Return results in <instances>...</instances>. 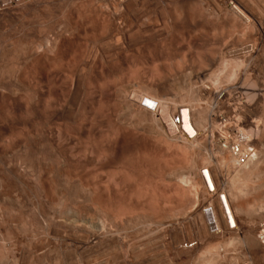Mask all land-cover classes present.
<instances>
[{
	"label": "bare ground",
	"instance_id": "6f19581e",
	"mask_svg": "<svg viewBox=\"0 0 264 264\" xmlns=\"http://www.w3.org/2000/svg\"><path fill=\"white\" fill-rule=\"evenodd\" d=\"M114 1L110 4L108 3L109 1H106L109 6L106 7L107 9L104 12L100 10L101 14H95L94 16L86 15L84 17H81V19H76L73 22L74 27L79 34L77 37H73L75 39L71 41L74 44H79V46L77 45L78 47L75 46L72 49V54L74 56L71 57L69 61L67 60V58H65L66 56H61L60 58L63 59L59 61H56V59H54L55 62H58L61 67H66L67 69L69 85L64 88V92L66 93V95H68V97L69 95L72 97V95L80 96L82 94L86 96L89 95V98H91L92 96L93 99L96 96L100 104L102 102H105V105L107 104L109 105V107H111L108 112L106 111V113L110 114L108 115L110 118L105 115L104 109L106 108V106H103V104H101L102 108L99 106V112L97 109H95L97 111H94V109L90 107L91 105L87 108H90V112L87 111L85 107H82L85 108L84 111H86L87 113L89 112L92 117H96L99 114L100 118H102L101 116L104 113V116L109 118L108 120L111 121V117L115 116L117 119L113 118L112 121H115L117 124L120 122V126L124 128L123 130L125 131V133L126 130H130V128H132L133 133L135 130V133L147 136L148 138L152 137V139L159 142L160 140H164L165 143H168V145L177 148V150L174 149V151H171L173 147H168V149V145L165 147L166 151L168 150V154L169 152H171L170 157L173 162H176L177 159L179 161L180 159V163H177H179V166L180 164L183 165V168L181 167L182 173L180 167H178L180 174L178 173V169L175 168L176 166L174 167V169H171V165L168 164V167L166 163L170 162L165 163L166 159L163 158L164 156H160L161 159H164L163 161H161V164L162 162L165 164H163L162 167L155 158L158 155H155V157L149 159V161H151V165L148 164L150 165L149 168L152 165L155 166L157 163L161 168H163L162 171H165V176L167 177L166 179L163 178L164 180H161L163 182L168 181L170 183V186H172L173 184V187L169 188L170 190H172L170 192L174 191V194L171 193L172 196H170L171 194L169 195L170 192L168 187L165 188H168V191H166L164 188V191H162L163 189H161L160 186H169V183H162V185L160 184L161 180L160 183L157 180L159 185L156 183V186H154L153 183V187H149L151 188V190L149 188V190L146 189L144 187L145 184L143 182V177L140 173H138V171L136 174L134 170H131L132 167L131 169H127L128 165L126 167L122 166L119 160L116 161L117 158L115 159L111 157V154H109V149L112 145L108 144L110 141L105 140L106 135L108 137L110 130H112L109 137L114 139L113 142H118L117 140L120 138V136H118L121 131L118 129L120 128L119 124V127L117 126L118 128L116 127L115 129L111 128L110 125L111 123L115 124V122H111L110 124L108 122V127L109 125L110 127H105L106 131L111 128L108 131V134L105 135L104 133L105 137H103L101 141H108L107 145L104 142V144L102 143L101 145H94V142H91L92 145H89L85 149L77 151L75 150L76 148H73L74 145H76L74 144L72 147H67L71 149V152L68 157H65L60 152L64 149L62 148V146L56 144V147L57 145L60 147L56 148L55 145H49L47 143L48 146L46 148L49 149V152L52 151V154L53 152L59 153V156H57L58 154L54 153L56 154L55 159H57V162H61L60 160H62L63 158L69 163L71 171L69 173L70 177H68L71 179V184L80 187L87 196L86 207L80 208L81 210H84V208H86L87 211L89 210V215L91 216H89L88 218V216L86 217L87 214L85 215V217L88 219L83 218L86 219V223L84 222L85 225L83 224V221L81 223L83 228L82 226H78L80 224H73L82 228V230H80L77 227V230L79 229V233L81 231L80 234H71V232L73 231H70V234H65L62 233L63 231L61 230V232H59L58 230H53L52 228L54 226L52 228L48 226L46 232H42L43 234L46 233V238L44 239L45 241L43 240L44 237H42V239H39V241L42 240L40 241V243H36L35 240H33L35 238L31 240L30 238L26 237V235L22 236L26 238H20L19 236L20 239H22L23 241L25 240V244L26 242H29L28 244L30 247H27L29 249L31 248L30 254L32 256L27 254V257L32 258H30V261H32L34 258L38 259L41 256L43 258H54L55 263L52 260L51 264H74L72 262L76 259L78 261V258L74 259V256H70L72 259H74L70 260V257L67 258L68 255H66L65 257L63 252H65L66 250H69L68 252H70V249L73 247L78 248L79 246H84L86 247V249L92 248L91 250H95L94 252L97 251V249L95 248H98L100 250L97 251L95 255L91 251L93 254H91L90 252L89 254L91 255H89V257L87 256V258L84 253H81L83 251L80 247L81 249L78 250H81V252H79L82 254V256L84 255L87 258H85L86 260H84L82 264H152L151 262L153 261V257H150L151 253H159L160 258L169 259V257L174 256L179 251L188 250V248L186 249L185 247V249L179 250V247L181 245H193L192 243H194L195 240L193 239V235L187 236L188 233L187 235H185L188 225L185 226L184 223H187L186 221L189 222V220L187 219L190 218L191 220L193 219L192 222L194 224V227L196 228V233L198 234V238L200 239V241L203 239V237L205 238L208 237L209 234L211 235V231L212 234L218 235V232L221 233L224 231H229L232 228L236 229L235 232L237 234L240 233L239 236H241L236 237L237 234L235 233L236 235L234 236L236 238L234 239V242L229 246L215 248L214 245V248L212 247L210 249L208 247L206 249V252L204 251V255L200 257L199 264H223V261L225 260H229L230 264H264V0H186L184 2L176 0V2H174L176 4H174L175 8L169 15H167L166 12L165 14L151 13L150 8H148V0H125L126 2L120 0V2ZM32 2V0H0V18L2 19V16L4 17V15L7 13V11L4 10L6 9V7L15 11V9H18V7L20 6L31 7ZM98 3L101 4V2ZM146 8L148 10H146ZM142 9L145 10L142 11ZM1 10H4V12L6 13H2ZM22 11H24V9ZM137 12L138 14H135ZM158 13H160V11ZM8 14L10 15V13ZM8 14H6V16ZM64 24L65 23H63V25ZM70 24L67 25L66 28L74 29L72 27L73 25L71 26ZM55 25V27H57L58 24ZM60 27H62V25H60ZM54 29L55 28L51 30L53 31ZM76 30H74V32H76ZM59 34L61 33L59 32ZM66 35L68 36L69 34ZM60 37L62 38V36H59V39H61ZM50 47L51 46H49V49L46 50H50ZM36 49L37 52H39V48ZM36 49L33 50V52L29 51L28 49L27 52L35 53L34 51H36ZM32 57L34 58V56ZM72 58H75V61ZM71 60L74 62H71ZM35 61H37L36 58ZM163 61L165 62L161 63ZM29 62L31 63V61H28L26 63ZM38 62H40V60ZM44 63L42 64V66L46 67V64ZM158 63H161V65H159ZM48 64H50V62ZM19 65L22 66L21 64ZM31 65L35 64L31 63ZM24 67L28 68L27 64L26 66H23V69H25ZM46 68H50V66L48 67L47 65ZM51 69L53 70V67H51ZM9 70L11 71L12 69ZM28 71L30 72L31 70H27V76L28 74H30ZM17 73L20 74L21 71H18ZM22 73V75L24 76L25 73L23 71ZM2 75L0 74V76ZM16 75L15 77L18 78L19 75ZM3 77L4 76H2L1 79ZM15 77L12 76L13 79H15ZM24 77H22V79ZM46 77L48 78V76ZM136 79H139V81H137ZM19 83L17 82V84ZM0 87H2L1 83ZM167 87L168 89L170 88L171 91L168 90ZM5 88L6 87L3 86L4 90H6ZM3 89L1 88V90ZM174 91L175 93L179 92L180 95H178L179 93L177 95H169L170 92L172 93ZM73 99H75V97ZM86 99L82 100L85 102ZM69 100L68 102L72 101V99L71 101ZM82 100L81 102H83ZM88 101L86 103H89ZM68 102L66 104L63 103V105L66 106ZM72 103L73 102H71L70 104ZM74 104L76 107L77 104L75 102ZM67 106L65 107V109L68 108ZM81 106L83 105L81 104ZM49 107L50 105H48L47 103L41 106V108L37 112L39 120L44 122V119H47L49 117H47V115L50 114L47 111L49 110ZM109 107L107 109H109ZM71 108L73 109V107ZM71 108L68 111L70 113L72 111ZM75 110L73 111L74 113L76 112ZM1 111L3 112L2 109ZM1 114L4 113H0V117ZM32 114H34V112ZM7 116V118H11L12 120V117H9L8 114ZM29 116L30 115H27L26 117ZM26 117L23 118L26 119ZM31 117L33 118V116ZM95 119L97 118H94V120ZM103 119L97 120L100 122V120ZM14 120L15 119H13V121ZM91 120L89 121L91 124H89L90 131L91 128L93 130L96 126H92ZM94 120H92L93 123H95ZM3 121L4 118L2 122ZM87 121L88 120L86 118L85 121H81L82 123L79 122L81 124V132L83 127L82 124L86 125ZM11 123L13 122L11 121ZM5 124L7 123H3V127H5ZM114 124L112 125L113 127L117 125ZM98 127L97 130L99 128H103V126L99 128ZM99 131L102 132L101 129L97 132L99 133ZM103 132H105V130ZM12 134V137L9 136L11 138V141L13 139V136H15ZM60 134L61 133H59L58 135L60 136ZM62 134L64 135V133ZM63 135L59 138H62ZM115 139L117 140L115 141ZM74 140L77 141V138ZM94 140L95 143H100V135L98 137L99 141L95 139V137ZM13 141L11 143H0V161H2L1 163L6 164V167H4V169L6 168V170H8L10 176L17 175L15 177H17L18 180H23L21 185L25 184L26 188L33 187L34 185H36V187L38 188H41L42 192L44 193L43 198L47 203H49L51 200L50 194L48 192V188L43 182V178L41 175L42 172H39L41 171L39 170V167L41 168V164L38 165L39 161L37 162V160L35 159H39L38 157L40 156H38V154L41 155V151H38V146L34 145V141H32V143L34 144H27L28 142L26 144L24 142L23 144V142L16 143ZM86 141L87 140H85L83 144ZM90 141L88 142V144H90ZM161 143L156 144L161 145ZM77 144L79 146V142ZM153 145L155 146V143ZM82 146L80 145V147ZM113 147L114 146H112V149ZM161 148L162 146L160 147V149ZM156 150H158V148ZM179 150L182 152L181 155ZM142 152H144V150ZM157 152L156 154H158ZM52 154L50 156H53ZM60 154L62 155V157L60 156ZM164 155H166V153H164ZM181 156L183 157V159L180 158ZM43 157L45 156H42V158ZM170 157L169 159L166 157L168 159L167 161L171 160ZM12 158L15 162L12 161ZM145 158H148V156H146ZM157 159H159V156ZM20 160L22 164H25L27 162L24 167L22 166V164H19ZM23 161H25V163H23ZM133 161L134 160H132V162ZM142 163L144 165V162ZM145 163L146 164L144 166H146L148 162L146 161ZM3 164H0L1 167L3 166ZM158 165L157 167H159ZM52 166L53 165H51V167ZM60 168L59 170L61 171ZM149 168H147L146 173L148 172ZM44 169L45 168H43L42 171ZM143 170H145V168ZM60 171L59 173L56 172L57 175L59 174L60 176H63L60 174ZM5 173L0 169V197L4 196L6 197V200L9 201L10 199L11 202L13 201L16 204L22 203L20 201L23 194L20 195V192L18 193V190H15L17 188L16 182L14 181V179L8 176V174L5 175ZM29 174L34 178L31 177V179H27L25 176L30 177ZM50 175L52 176L53 174ZM24 177L25 179H27V181L24 180ZM69 178L68 181L70 183ZM52 182L55 184L54 181ZM150 182L152 183V181ZM150 182L149 184H151ZM70 187L72 190L73 185ZM80 190L77 194L82 191ZM54 194L56 195V193ZM79 195H77L78 199L81 197H79ZM42 196L43 195H41V197ZM69 196L71 197V195ZM4 197L3 199L1 197V203H4V201H6L4 200ZM24 198L25 197H23V200ZM76 200L74 201L77 203ZM36 201L38 200L36 199ZM67 201L69 203V200ZM78 201L80 202V200ZM44 202L42 204H44ZM65 202L66 200L63 204L62 202L60 203L66 208ZM35 204L37 205V203H34V205ZM79 204L83 206V203ZM1 206L3 205L1 204ZM21 206L24 213V209L27 206H24V209L23 205ZM28 206L30 207V205ZM43 206L44 205H42V207ZM35 207L31 208L30 210H34ZM110 207L115 208L117 210V213L111 216L110 219L106 218L107 216L105 217V219L102 218L103 221L100 216L99 218H97V216L99 215L98 211H100V213L102 214V209L105 210L109 209ZM73 208L70 209L69 212L71 211V213H74L72 211ZM18 209L21 208H17V210ZM49 209L51 210V208ZM49 209L47 210V212L49 211ZM4 210L6 212L8 211V209ZM30 210L28 212H31ZM55 210H52L51 213H53V211ZM5 211H3L2 213H4ZM9 211L7 212V214H9ZM13 211L10 212L11 215H14L12 214ZM120 211L122 212L118 213ZM20 212H17V214ZM47 212H42L43 215H46V219L48 221L51 219L54 220L52 216L50 217V214ZM75 212H77V208ZM2 213L0 211V219L3 216ZM23 213L22 215L24 218L25 216ZM91 213H96L97 216L94 214L92 215ZM104 213H106V211ZM147 213L150 215L152 214L155 220L150 221V224H148V229H146L144 232L146 234L147 231L146 237L143 236L144 234H140L142 235L140 237H144V239L138 240L137 238L139 237V235H135L136 241L134 238V240H129L127 239L128 236L126 237V235L124 234V237V235H122L123 230L121 229V227L123 226L121 225L124 223L121 222L117 224L118 221L127 222V226L128 223L129 225L131 223L137 222L143 223L145 221V214ZM60 214H62V212ZM11 215H8V218ZM22 215H20V217H22ZM30 217L34 218L31 215ZM122 217L123 219H121ZM14 218L10 219V221L12 220L10 223H12L13 225V222L15 220ZM1 220L4 219L2 218ZM5 221H1V223H5ZM48 221H46V223ZM79 221H81V219ZM34 222L36 221L34 220ZM146 223L144 226L147 228ZM34 224L39 223L37 222ZM34 224L32 225L34 226ZM13 225L11 226L13 227ZM47 225H45L44 227L46 228ZM18 226L19 224L17 225V227ZM5 227L6 229H8L7 226ZM17 227L14 226L16 230L21 228L20 226L18 228ZM69 228H72V224ZM10 229L12 228L10 227ZM74 229L75 228H72L70 230ZM67 230L69 229H66L65 231ZM128 230L129 229H126V231ZM75 231L76 230H74V232ZM233 233L234 232H232L231 234ZM8 234H6V236ZM224 234H226V232ZM8 239L10 238L8 237ZM20 239H17L14 244L17 243V241ZM37 240L38 238L36 239V241ZM10 242H12L11 239ZM224 242L219 243L224 244ZM14 244L8 243V245H12L11 247L7 246L8 248L5 245L1 244L2 246L0 245V251L2 252H0V255L5 256V251L1 250L2 248H4L3 246H5L7 248H5L7 253L10 254V256L12 254L11 259L16 260V263L13 261L15 264H22V262H26L28 260L27 258H25V260L27 259L26 261H22L21 256H19V254L18 256H16L15 252H17L16 250H18L22 251L20 253L25 254L29 253V249H27L28 252H23V249L25 248L24 244V248L22 250H19L18 248L14 250V247L16 248ZM18 244L21 245L22 243H20L19 241ZM215 244H218V242ZM22 247H20V249ZM86 249H84V251ZM193 249V251H197L199 250V247L193 246ZM89 251L86 250L85 252L88 253ZM188 251L190 252L191 250ZM188 251H186V253ZM230 251H232V254L234 255H232ZM71 252L73 253L74 251ZM57 254H59L60 256ZM76 255L80 257V263L78 262V264H81V261L83 260L81 258L83 257H81L80 254L77 253ZM0 259L3 260L2 257ZM155 259L157 260V258ZM11 261L9 262V264H14ZM196 261H198V259ZM39 262L41 261H38L37 263ZM46 262L45 264H47L48 262L50 264L51 261L49 260L47 263ZM188 262L189 261H187V264ZM3 263H6V261H4ZM32 263L33 262H31L30 264ZM75 264L77 263L75 262ZM170 264L172 263L170 262ZM196 264H198V262Z\"/></svg>",
	"mask_w": 264,
	"mask_h": 264
},
{
	"label": "rangeland",
	"instance_id": "374dc122",
	"mask_svg": "<svg viewBox=\"0 0 264 264\" xmlns=\"http://www.w3.org/2000/svg\"><path fill=\"white\" fill-rule=\"evenodd\" d=\"M33 2H32V6L31 7H25V6H20V7H18V9H15V11L14 10H12V9H8L7 7H6V9H4L5 11H7V13L6 12H4V10H1V12L2 13H6V14H8V13H10V15L8 14L7 16H6V14L4 15V17L2 16V19L0 18V74L2 75V76H4L2 79H1V77L2 76H0V83H1V86L2 87H0V113H4V114H1V119H0V143H9L11 140V138L10 137H12L11 136V134L12 135H15V136H13V139H12V141L13 142H16V143H20V142H23V144H24V142H25V144L27 143V144H34V145H37L38 147H37V149H38V151L40 152L41 151V155H39L38 154V156H40V157H38L39 159H37V158H35L36 160H37V162H38V165L39 164H41V168L39 167V170H41V171H39L40 173L42 172V173H44V174H42L41 173V175H42V178H43V182L45 183V185H46V187L48 188V192H49V194H50V198H51V200H50V202L49 203H47L46 202V200L43 198L44 197V193L42 192V189L41 188H38V187H36V185H34L33 187H35V188H33V187H27L26 188V186H25V184H23V185H21L22 184V181L23 180H18L17 179V177H15V176H17V175H11L10 176V174H9V172H8V170H6V168L4 169V167H6L5 165V163L3 164V163H1L2 161H0V164L2 165L3 164V168L1 167V165H0V169L2 170V171H4V173L5 172H7V173H5V175L6 174H8V176H10L12 179H14V181L16 182V184H17V188L15 189L18 193L20 192V195H22V198H21V201L20 202H22V203H19V204H16L15 202H11L10 201V199H9V201L8 200H6V197H4V196H1L2 197V199H3V197L5 198L4 200H6V201H4V203L2 202L1 203V201L2 200H0V211H1V213L3 212V211H5L4 209H8V211H9V209H10V211H9V214H7V212L5 211L4 213H2V218L4 219V220H1V221H5V223H1V221H0V237H3V238H0V241L1 242H3V243H1L0 242V245L2 244V245H5L6 247L8 246H12V245H8V243L9 244H14V242H16V240L17 239H20V238H26V237H28V238H30L31 240L33 239V238H35V239H33V240H35V242L36 243H40V241H42V240H40L39 241V239L41 238L42 239V237H44L43 238V240L46 238V233H42V232H46V229H47V227L48 226H50L53 230H58L59 232H61V231H63L62 233H65V234H67V233H69L70 234V231H73V232H71V234H74V235H76V233L77 234H80L81 233V231H80V233H79V229L80 230H82V228H83V226H82V221H83V224L85 225V221H86V219H88L89 218V216H91V215H89L90 214V211L88 212L87 211V209L86 208H84V210L82 209L81 210V208L80 207H86V202H87V196L85 195V193L83 192V190L80 188V187H77L76 185L74 186V184H71V179L69 178L70 176H69V173H70V171H71V169H70V165H69V163L67 162V161H65L63 158H62V160H60L61 162H59V164H58V162H57V159H55L56 158V154H58L57 156H59V153H56V152H53V154L51 153V152H49L48 150V148H46L47 146H48V144L50 145V144H53V145H55V147H56V144H58L59 146H62V148H64L63 150H61L60 152H61V154L63 155V156H65V157H68V155L70 154V152H71V149L70 148H67V147H72L74 144H76V145H74V147L73 148H76L75 150H81V149H85L87 146H89V145H92V143L95 145H101L103 142L107 145V143H108V141H110L108 144L109 145H112V146H114L113 147V149H112V146H110V149H109V154H111L112 156L111 157H113V158H117L116 159V161L117 160H119L120 161V163H121V165L122 166H127V169H131V167H132V171L134 170V172H136V174H137V171H138V173H140L141 174V176L143 177V182H144V184H145V188L146 189H148L150 186L151 187H153V185L154 186H156L155 184L157 183L158 185H159V183H160V180L161 179H166V177L167 176H165L166 175V173H165V171L163 170L162 171V169L163 168H161L159 165H158V163H160V165L163 167V162H162V164H161V161H163L164 159L163 158H165L166 160H165V163L166 162H170V163H166V165L169 167V165L168 164H170L171 166H170V168L171 169H174V167L175 168H177L178 169V167H180V169H181V173H182V168H183V165H181L180 164V166H179V161H180V159H179V161H178V159L176 160V162L174 161L173 162V160L171 159V157H170V154H171V152H169V154L167 153V151H166V146L168 145V143H165V141L164 140H160V142L159 141H155L154 139H152V137H150V138H148L147 136H143V135H140V134H138V133H135V130H134V133H133V129L132 128H130V130H126V133H125V131L123 130L124 128L123 127H121L120 126V122L118 123L119 124V126H120V128H118L119 126H118V124L115 122V121H112L113 120V118H115V119H117L115 116L113 117H111V121H109L108 119L110 118L108 115H110L109 113H106V111L108 112L110 109H111V107H109V105H105V102L103 103H101V104H103V106L105 105L106 106V108L104 109V107H103V109H104V112H105V115L107 116V117H109V118H107L106 116H104V113L102 114V118H100V116H99V114H98V116H94V117H92L91 116V114L89 113L90 112V108L89 109H87L90 105V107L92 108V109H94V111H97L98 109H100L99 108V106L102 108V105L100 104V102H98L99 100L97 99V97L95 96L93 99H92V96H91V98H89L90 96L89 95H80V96H78V95H72V97L74 98L75 97V99H73L70 95H69V97H68V95H66V93L64 92L65 91V89L64 88H66L68 85H69V80H68V73H67V69H66V67H61L60 65H59V63L58 62H55V60L54 59H56V61L58 60H62L63 58H60L61 56H63V57H65V58H67V60L69 61L70 60V58L71 57H73L74 55L72 54L73 53V48L76 46V47H78L79 46V44H74L73 42H71V41H73L75 38H73V37H77L79 34H78V31L75 29V27H74V24H73V22L76 20V19H78V18H80L81 19V17H84V16H86V15H95V14H101V12H100V10H102L103 12L104 11H106V7L107 6H109V4L110 3H112L114 0H32ZM109 3H107V2ZM119 0H115L114 2H118ZM120 1H123V2H126V1H130V0H120ZM119 1V2H120ZM180 2L182 1V2H184V1H186V0H179ZM61 2V3H60ZM77 2V3H76ZM98 2H101V4L100 3H98ZM105 2V3H104ZM174 2H176V0H148V8H150V12L151 13H153V14H161V13H164L165 14V12H166V14L167 15H169L171 12H172V10L175 8V3ZM48 4V5H47ZM106 4V5H105ZM164 4V5H163ZM175 4V5H174ZM46 5V6H45ZM71 5H72V7H71ZM153 5V6H152ZM101 6V7H100ZM24 7V8H23ZM35 7V8H34ZM50 9H49V8ZM101 8V9H100ZM24 9V11H22ZM145 9H142V11H144ZM146 10H148L147 8H146ZM158 10V11H157ZM160 11V13H158ZM12 12H15V13H12ZM17 13H19V14H17ZM41 13V14H40ZM62 13V14H61ZM139 13H141V12H139ZM135 14H138V12L137 13H135ZM12 16V17H11ZM44 17V18H43ZM41 18V19H40ZM21 19V20H20ZM47 20V21H46ZM60 20V21H59ZM42 21H44V22H42ZM65 21V22H64ZM69 21H70V23H69ZM19 22V23H18ZM68 22V23H67ZM47 23V24H46ZM63 23H65L64 25H63ZM55 24H58L57 25V27H55L56 25ZM73 25L72 27L74 28V29H72V28H70V29H67L66 28V26L67 25ZM60 25H62V27H60ZM7 26V27H6ZM17 26H18V28H17ZM26 26V27H25ZM44 26V27H43ZM59 27V28H58ZM65 27V28H64ZM42 28V29H41ZM44 28V29H43ZM53 28H55L53 31L51 30V29H53ZM62 28V29H61ZM56 29H58V30H56ZM23 30V31H22ZM47 32H46V31ZM63 30H65V31H63ZM74 30H76V32H74ZM3 33H2V32ZM7 31V32H6ZM52 31V32H51ZM56 31V32H55ZM59 32L62 34H59ZM67 32V33H66ZM45 33V34H44ZM56 33V34H55ZM55 34V35H54ZM66 34H69L68 36L66 35ZM18 35V36H17ZM63 35H66V36H63ZM74 35V36H73ZM50 36V37H49ZM57 36H58V38H57ZM59 36H62V38L61 39H59ZM56 37V38H55ZM47 38H49V39H47ZM53 38V39H52ZM57 39V40H56ZM7 40V41H6ZM17 40V41H16ZM42 40H43V42H42ZM55 40V41H54ZM59 41V42H58ZM29 42V43H28ZM35 42V43H34ZM21 45H20V44ZM57 43V44H56ZM59 43V44H58ZM14 44V45H13ZM16 44V45H15ZM43 45V48H42V45ZM57 46H56V45ZM5 45V46H4ZM59 45V46H58ZM72 45V46H71ZM78 45V46H77ZM29 46H30V48H32V49H30L29 48ZM41 48H40V47ZM49 46H51L50 47V50H46V49H49ZM82 46H84V45H82ZM24 47V48H23ZM11 48V49H10ZM36 48H39L38 50H39V52H37V49ZM45 48V49H44ZM21 49V50H20ZM24 49V50H23ZM25 49H26V51H25ZM29 49V51H32L33 52V50H35L36 49V51H34L35 53H32V52H27V50ZM41 49H44V50H41ZM25 51V52H24ZM41 51V52H40ZM44 53H43V52ZM49 51V52H48ZM37 52V53H36ZM69 52V53H68ZM8 53V54H7ZM68 53V54H67ZM38 54V55H37ZM7 55V56H6ZM20 55H21V57H20ZM27 55V56H26ZM29 55H32V56H34V58L32 57V56H29ZM37 56H38V58H37ZM41 56V57H40ZM68 56V57H67ZM70 56V57H69ZM2 57H3V59H2ZM6 57V58H5ZM22 60H20V59ZM35 58L37 59V61H35ZM59 58V59H58ZM64 58V59H65ZM11 59V60H10ZM33 59V60H32ZM73 59V58H72ZM17 60H20V61H17ZM24 60H25V62H24ZM40 60V62H38ZM49 60V61H48ZM51 60V61H50ZM66 60V59H65ZM64 60V61H65ZM74 61H75V58L73 59ZM28 61H31V63H33V64H35V65H31V63L29 62V63H26V62H28ZM74 61H72L71 60V62H74ZM45 62V63H44ZM50 62V64H48V63ZM52 62V63H51ZM53 62H55V63H53ZM165 61H163V62H161V63H164ZM176 62H178V61H176ZM175 62V63H176ZM17 63H19V64H21L22 66H20L19 64H17ZM23 63V64H22ZM27 64V67H28V65H29V69L31 70L29 73L30 74H28V76L26 75V72H27V70H29L28 68H26V67H24L25 69H23V66L25 65L26 66V64ZM46 64V67H47V65H48V67L50 66V68H46V67H44V66H42V64ZM161 63L159 64V65H161ZM51 64H53V65H51ZM169 64V63H168ZM2 65H3V67H2ZM19 65V66H18ZM14 66V67H13ZM34 66V67H33ZM31 67H33V68H31ZM51 67H53V70L51 69ZM9 69H12L11 71L9 70ZM33 69V70H32ZM57 69V70H56ZM52 70V71H51ZM7 71V72H6ZM19 71H21V73L19 74V73H17V72ZM22 71L25 73L24 74V76L22 75L23 73H22ZM17 75H19L18 76V78H16L15 77V75L16 74ZM15 74V75H14ZM8 75V76H7ZM16 75V76H17ZM21 75V76H20ZM48 76V78L46 77V76ZM6 76H7V78H6ZM12 76L13 77H15V79H13L12 78ZM21 77V78H20ZM22 77H24L23 79H22ZM27 77V78H26ZM9 79V80H8ZM17 79V80H16ZM6 80V81H5ZM12 80V81H11ZM16 80V81H15ZM20 80V81H19ZM21 80H22V82H21ZM65 80V81H64ZM137 81H139V79H136ZM135 80V81H136ZM141 80V79H140ZM134 81V82H135ZM17 82L19 83V84H17ZM137 83V82H136ZM3 86L4 87H6L5 89L6 90H4L3 89ZM1 88L4 90H1ZM28 88V89H27ZM19 89V90H18ZM167 89H168V87H167ZM12 90V91H11ZM14 90V91H13ZM16 90H17V92H16ZM82 90V89H81ZM168 90H170V88L168 89ZM4 93H3V92ZM12 93H11V92ZM171 91V90H170ZM18 93V94H17ZM64 94V96H63V94ZM82 93V92H81ZM179 92H177V93H175V91L174 92H170L169 93V95H177ZM15 94V95H14ZM17 94V95H16ZM178 95H180V93L178 94ZM79 98H77V97ZM85 96H86V98H85ZM67 97V98H66ZM83 97V98H82ZM62 98H64V99H62ZM70 100H69V99ZM76 98H77V100H76ZM96 98V99H95ZM51 99V100H50ZM66 99V100H65ZM69 101H71V99H72V101L71 102H73L72 104H70L71 102H68V100ZM83 99H86L89 103H86L87 101L85 100V102L83 101V102H81V100ZM94 99H95V101H94ZM73 100H76V101H73ZM21 101V102H20ZM68 102V104H70V105H66L68 108V110L67 109H65V107L66 106H64L63 105V103L64 104H66L67 102ZM91 101H92V103H91ZM94 101V102H93ZM74 102L77 104L76 105V107H75V104H74ZM78 102H79V104H78ZM98 102V103H97ZM23 103V104H22ZM36 103V104H35ZM48 104V105H50V107H49V110H47L48 111V113H50L49 115H47V119L45 118L44 120L46 121H41V120H39L38 118H39V116H38V111H39V109L41 108V106L43 105V104ZM83 105V106H81V104ZM85 103V104H84ZM91 103V104H90ZM28 105V106H30V107H28V106H26V105ZM89 104V105H88ZM96 104V105H95ZM24 105V106H23ZM63 106V107H62ZM93 106H94V108H93ZM23 107V108H22ZM25 107H27V108H29V109H27V108H25ZM71 107H73V109L71 108ZM78 107H79V110H78ZM81 107V108H80ZM82 107H85L86 109H87V111H89L88 113L86 112V111H84L85 110V108H82ZM109 107V109H107ZM52 108V109H51ZM71 108V113L70 112H68L69 111V109ZM1 109L3 110V112L1 111ZM31 109V110H30ZM34 109H35V111H34ZM50 109H51V111H50ZM55 109V110H54ZM76 109V110H75ZM95 109H97V110H95ZM28 112H27V111ZM67 110V111H66ZM76 111L75 113L73 112V111ZM26 111V112H25ZM31 111V112H30ZM34 112V114H32L33 112ZM21 112V113H20ZM85 112H86V114H85ZM98 112H99V110H98ZM27 113V114H26ZM31 113V114H30ZM6 114V115H5ZM7 114L9 115V117H12V120H11V118H7L8 116H7ZM12 114V115H11ZM26 114V115H25ZM52 114V115H51ZM7 118H5L4 116ZM11 115V116H10ZM27 115H30L29 117H26ZM37 115V116H36ZM86 115H87V117H86ZM21 116V117H20ZM31 116H33V118L31 117ZM89 116V117H88ZM14 117V118H13ZM20 117V118H19ZM26 117V119H24V118ZM31 117V118H30ZM37 117V118H36ZM91 117V118H90ZM3 118H4V121L2 122V120H3ZM30 118V119H29ZM87 118V123H86V125H84V124H82L83 125V127H82V132H81V124L79 123V122H83V121H85V119ZM94 118H97L98 120L99 119H107V120H100V122L97 120V119H95L94 120ZM13 122V123H11V121ZM13 119H15L14 121H13ZM22 119H23V121H22ZM29 119V120H28ZM94 120V122L96 123H93V121L92 120ZM114 119V120H115ZM7 120V121H6ZM24 120H25V122H24ZM91 120V123H92V126H95L94 127V129L92 130V128H91V131H90V129H89V124H90V121ZM103 121H106V122H103ZM116 121H119V120H116ZM25 124H24V123ZM81 122V123H82ZM98 122V123H97ZM103 122V123H102ZM108 122H109V124L111 123V122H115V124L114 123H111L110 125H111V128H116L117 126V128L119 129V130H121L120 131V133H119V135L118 136H120V138L117 140V139H115V141L117 140L118 142H113L114 141V139H112V138H110L109 136L111 135V131L112 130H110V129H108L109 127H110V125H109V127H108ZM3 123H7V124H5L4 126L5 127H3ZM101 123H102V125H101ZM105 123V124H104ZM97 124H99V125H97ZM116 125V126H112V125ZM10 125V126H9ZM41 125V126H40ZM47 125V126H46ZM91 125V124H90ZM105 125H107V126H105ZM44 126V127H43ZM102 127L103 126V128H99V127ZM84 127H86V128H84ZM97 127L99 128L98 130H100L101 129V131L102 132H100L99 131V133H101V134H99L97 131ZM105 127H108L107 129V131H106V128ZM2 128H4V129H2ZM6 128H8V129H6ZM10 128V129H9ZM58 129V130H57ZM10 130V131H9ZM44 130V131H43ZM51 132H50V131ZM57 130V131H56ZM62 130V131H61ZM96 130V131H95ZM105 130V132H103ZM110 130V132H109V135H108V137H107V135L106 134H108V131ZM11 131H12V133H11ZM58 131H60V132H58ZM87 131V132H86ZM95 131V132H94ZM129 131V132H128ZM131 131H132V133H131ZM80 132V133H79ZM107 132V133H106ZM10 133V134H9ZM59 133H61L60 134V136L58 135ZM62 133H64V135L62 134ZM87 133H88V135H87ZM94 133V134H93ZM104 133H105V135H106V137H105V135H104ZM124 135H123V134ZM132 134V135H131ZM133 134H135V135H133ZM29 135V136H28ZM56 135H58V136H56ZM63 135V137L62 138H59V137H61ZM67 135H70V136H67ZM71 135H73V136H71ZM99 135H100V141L98 140V137H99ZM101 135H102V137H101ZM129 135V136H128ZM139 135H140V137H139ZM10 136V137H9ZM30 136H31V138H30ZM86 136V137H85ZM89 136V137H88ZM91 136V137H90ZM95 137V139H97L100 143H95V140H94V137ZM96 136H97V138H96ZM133 136V137H132ZM16 137V138H15ZM88 137V138H87ZM93 137V138H92ZM103 137H105V140H108V141H106L105 142V140H103V142H101L102 141V139H103ZM70 138H72V139H70ZM77 138V141L76 140H74V139H76ZM82 138V139H81ZM118 138V137H117ZM123 138V139H122ZM28 139V140H27ZM79 139V140H78ZM92 139V140H91ZM145 139V140H144ZM8 140H10V141H8ZM38 140V141H37ZM85 140H87L85 143L87 144H83V142L85 141ZM91 140V141H90ZM94 140V141H93ZM154 140V141H153ZM4 141V142H3ZM5 141H7V142H5ZM11 141V142H12ZM32 141H34V143H32ZM82 143H81V142ZM90 141V144H88V142ZM120 141V142H119ZM152 141V142H151ZM10 142V143H11ZM49 142H51V143H49ZM73 142V143H72ZM75 142V143H74ZM79 142V146H78V143ZM92 142V143H91ZM155 143V146L153 145L154 143ZM162 142V143H161ZM48 143V144H47ZM103 143V144H104ZM113 143V144H112ZM114 143H115V145H114ZM152 143V144H151ZM156 143H158V144H160L161 143V145H158V144H156ZM44 145V146H42V145ZM62 144V145H61ZM57 145V147H59ZM71 145V146H70ZM80 145L82 146V145H85V146H82V147H80ZM150 145V146H149ZM151 145H153V146H151ZM40 146V147H39ZM77 146V147H76ZM156 146H158V147H156ZM162 146V150L160 149V147ZM163 146H164V149H163ZM42 147H43V149H42ZM56 147V148H57ZM80 147V148H79ZM147 147V148H146ZM148 147H150V148H148ZM168 147H170V148H172L173 146H171V145H168L167 146V149H168ZM41 148V149H40ZM60 148V147H59ZM146 148V149H145ZM158 148V150H156V149ZM70 149V150H69ZM148 149V150H147ZM150 149H151V151H150ZM153 149V150H152ZM155 149V150H154ZM174 149H176L177 150V148H175V147H173L172 149H171V151L173 150L174 151ZM60 150V149H59ZM144 150V152H142ZM63 151V152H62ZM67 151V152H66ZM151 152V154H150V152ZM153 151V152H152ZM158 153V154H156V152ZM162 151V152H161ZM165 151V152H164ZM169 151H170V149H169ZM38 152V153H39ZM142 152V153H141ZM146 152V153H145ZM149 152V153H148ZM179 152H180V155L182 154V152L179 150ZM53 155V156H50L51 154ZM54 153H56V154H54ZM65 155H64V154ZM154 153V154H153ZM162 153H163V155H162ZM164 153H166V155H164ZM60 154V156L62 157V155ZM146 154V155H145ZM152 154H153V156H152ZM138 155V156H137ZM140 155V156H139ZM155 155L157 156H159V159H157L158 158V156L157 157H155ZM168 155H169V157H170V159L171 160H169V161H167L168 159H169V157H168ZM42 156H45V157H43L42 158ZM146 156H148V158H145ZM160 156H164L162 159H161V157ZM168 158H166V157ZM50 157V158H49ZM54 157V158H53ZM139 157H141V158H139ZM152 157H155L156 158V160H157V164L155 165V166H151V167H153V168H149V166L151 165L150 164V162L151 161H149V159L150 158H152ZM179 157V156H178ZM44 158H45V160H44ZM136 158V159H135ZM143 158V159H142ZM180 158H182L183 159V157L181 156ZM50 159V160H49ZM142 159V160H141ZM181 159V160H182ZM1 160V159H0ZM14 159L12 158V161H13ZM132 160H134L133 162H132ZM135 160H136V162H135ZM139 160V161H138ZM145 160V161H144ZM5 161V160H4ZM3 161V162H4ZM48 161V162H47ZM51 161V162H50ZM141 161V162H140ZM148 162L147 163V165L146 166H144L146 163L145 162ZM172 161V162H171ZM13 162H15V161H13ZM21 162V160L19 161V164L21 165L22 164V162ZM51 164H50V163ZM125 162V163H124ZM134 163V164H132V163ZM138 162V163H137ZM142 162H144V165H143V163ZM177 162H179V163H177ZM23 163H25V161H23ZM27 163V162H26ZM26 163L25 164H22V166L24 167V165H26ZM117 163H119V162H117ZM136 163V164H135ZM174 163V164H173ZM61 164V165H60ZM66 164V165H65ZM142 164V165H141ZM148 164H150V165H148ZM177 164V165H176ZM51 165H53L52 167H51ZM132 165V166H131ZM134 165V166H133ZM141 165V166H140ZM157 165L159 166V167H157ZM165 165V164H164ZM174 165V166H173ZM21 166V167H22ZM58 166H60V167H58ZM129 166H130V168H129ZM136 166V167H135ZM139 168H138V167ZM142 166H143V169L145 168V170H143L142 169ZM148 166V167H147ZM26 167V166H25ZM45 168L43 171H42V169L43 168ZM46 167H47V169H46ZM55 167V168H54ZM182 167V168H181ZM55 169V170H53V169ZM59 168L61 169V171L59 170ZM147 168H149V170H148V172L146 173V170H147ZM157 168V169H156ZM169 168V169H170ZM4 169V170H3ZM52 169V170H51ZM136 169V170H135ZM161 169V170H160ZM176 169V170H177ZM6 170V171H5ZM56 170H58V171H56ZM142 170H143V172H142ZM157 170V171H156ZM50 171V172H49ZM59 171H60V174L61 175H63V176H60L59 174L57 175V173L56 172H58L59 173ZM159 171V172H158ZM161 171V172H160ZM178 171H179V169H178ZM177 171V172H178ZM46 172V173H45ZM55 174H54V173ZM65 172V173H64ZM144 173V174H143ZM149 173V174H148ZM153 173V174H152ZM179 174H180V171L178 172ZM28 174V173H27ZM50 174H53L52 176L50 175ZM152 174V175H151ZM160 174H161V176H160ZM30 175V174H29ZM36 175H37V173H36ZM47 175H49V176H47ZM146 177H144V176ZM156 175V176H155ZM56 176V177H55ZM67 176V177H66ZM69 176V177H68ZM27 179L29 178V179H31V175H30V177H27V176H25ZM25 177H24V180H26L27 181V179H25ZM52 177V178H51ZM63 177H65V178H63ZM151 177V178H150ZM32 178H34V177H32ZM51 178V179H50ZM68 178L70 179V183H69V181H68ZM144 178H145V181H144ZM149 180H148V179ZM163 179V180H164ZM51 180V181H50ZM67 180V181H66ZM157 180H158V182H157ZM52 181H54L55 182V184L52 182ZM150 181H152V183L150 182ZM155 181V182H154ZM66 182V183H65ZM149 182L151 183V184H149ZM166 182H168V181H166ZM166 182H163L162 180H161V183L160 184H164V183H166ZM154 183V184H153ZM169 183V182H168ZM168 183H166V184H168ZM70 184V185H69ZM153 184V185H152ZM162 184V185H163ZM73 185V189L71 190V187L70 186H72ZM149 185V186H148ZM169 186H167V185H165L164 187L162 186H160V188L161 189H165L166 187H170V188H172L173 187V184H172V186H170V183L168 184ZM19 186V187H18ZM22 186V187H21ZM148 186V187H147ZM58 188V190H57V188ZM63 187V188H62ZM22 188V189H21ZM29 188H31V189H29ZM77 188V189H76ZM167 188V189H168ZM170 188H169V192L170 191H172V190H170ZM54 189V190H53ZM61 189V190H60ZM64 189H65V191H64ZM67 189H69V190H67ZM81 191L79 194H77L78 192H79V190ZM150 190H151V188H149ZM148 189V190H149ZM164 189L162 190V191H164ZM167 189H165L166 191H168ZM20 190V191H19ZM25 192H24V191ZM29 190H31V191H29ZM38 190V191H37ZM78 190V191H77ZM37 191V192H36ZM55 191H57V192H55ZM73 191V192H72ZM35 192V193H34ZM39 192V193H38ZM53 192V193H52ZM29 193V194H28ZM37 193H38V195H37ZM42 193V194H41ZM54 193H56V195L54 194ZM68 193V194H67ZM73 194V196H72V194ZM165 193V192H164ZM166 193H168V192H166ZM171 193H173L174 194V191L173 192H170L169 193V195L171 194ZM29 196H28V195ZM82 194V195H81ZM33 195V196H32ZM41 195H43L42 197H41ZM66 195V196H65ZM69 195H71V197L69 196ZM77 195H79V199H78V196ZM83 195H84V197H83ZM169 195H167V196H169ZM68 196V197H67ZM170 196H172V194L170 195ZM1 197H0V199H1ZM23 197H25L24 198V200H23ZM29 197V198H28ZM34 197V198H33ZM76 197V198H75ZM32 202H30L28 199ZM63 198V199H62ZM66 198V199H65ZM71 198H73V199H71ZM27 201H26V200ZM33 199V200H32ZM36 199L39 201H36ZM41 199H42V201H41ZM76 199H78V200H80V202L78 201V200H76ZM23 200V201H22ZM63 200V201H62ZM66 200V208L62 205L63 203H64V201ZM67 200H69V203H68V201ZM74 200H76L77 201V203L79 202V203H83V206L82 205H80L79 203L77 204ZM86 200V201H85ZM25 201V202H24ZM29 201V202H28ZM34 201V202H33ZM36 201V202H35ZM45 201V202H44ZM62 202V204L60 203V202ZM8 202H11L12 203V205H11V203H8ZM28 204H27V203ZM44 202V204H42ZM54 202V203H53ZM24 203H26V204H24ZM30 203V204H29ZM34 203H37V205H36V207H35V205H34ZM56 203V204H55ZM59 203V204H58ZM72 203V204H71ZM84 203H85V205H84ZM1 204L3 205V206H1ZM48 204H49V206H51V207H49L48 206ZM55 204V205H54ZM58 204V205H57ZM69 204V205H68ZM76 204V205H75ZM7 205H9V206H7ZM15 207H14V206ZM19 205V206H18ZM21 205H23V209H24V213H23V210H22V206ZM28 205H30V207L28 206ZM32 205V206H31ZM34 205V206H33ZM42 205H44L43 207H42ZM65 205V204H64ZM72 206V208H73V212L74 213H71V211L69 212V210L70 209H72L71 208V206ZM75 205V206H74ZM13 208H12V207ZM18 206V207H17ZM25 206V207H24ZM62 207L63 208V210H62V208H60V207ZM69 206H70V208H69ZM76 206H78V207H76ZM21 208V209H18L17 210V208ZM28 207H29V209H28ZM33 207H35L34 208V210H30L31 208H33ZM44 207H45V209H44ZM56 207V208H55ZM58 207V208H57ZM4 208V209H3ZM15 208V209H14ZM36 208H38V209H36ZM49 208H51V210L49 209ZM66 210H65V209ZM76 208H77V212H75V210H76ZM49 209V211L47 212V210ZM56 209V210H55ZM58 209V210H57ZM61 209V210H60ZM13 210H15V211H13ZM26 210V211H25ZM31 211V212H28V211ZM35 210H37V211H35ZM52 210H55V211H58V212H55V211H53V213H51V211ZM86 210V211H85ZM98 210H100V209H98ZM97 210V211H98ZM13 211V213L12 214H14V215H11L10 214V212H12ZM21 211V212H20ZM80 211V212H79ZM96 211V212H97ZM106 211V213H104ZM17 212H20V213H18L17 214ZM26 212H27V215H26ZM38 212V213H37ZM40 212V213H39ZM45 213V212H47V213H49L50 214V217L52 216V218L54 219V220H47L46 219V215H43V213ZM62 212V214H60ZM93 212V211H92ZM101 212H102V214L100 213V211H98V213H99V215L97 216L96 215V213H91L92 215L94 214V215H96L97 216V218H99V216H100V218L102 219V218H104L105 219V217L106 218H111V216H113L115 213H117V210L115 209V208H109V209H102L101 210ZM112 212V213H111ZM122 211H120V212H118V213H121ZM17 215H16V214ZM22 213L24 214V218H23V215H22ZM64 213V214H63ZM70 213V214H69ZM81 213V214H80ZM97 213V214H98ZM110 213V214H109ZM39 214V215H38ZM57 214V215H56ZM67 214V215H66ZM78 216H76V215ZM81 216H80V215ZM84 214V215H83ZM87 214V215H86ZM106 214V215H105ZM8 215H11V216H9V218H8ZM20 215H22V217H20ZM30 215L31 216H33L34 218H32V217H30ZM85 215H86V217L88 216V218H86L85 217ZM110 215V216H109ZM146 216H145V218H144V222L146 223V222H148V223H146L147 225V228L144 226L145 225V223L143 222V223H140V222H137V223H131L130 225H129V223H128V226H127V222H124V221H118L117 222V224H119V223H124V224H120L121 226H123V227H121V229L123 230V234L122 235H126V237H127V239H131V240H134L135 239V241H136V236L137 235H139V237L137 238L138 240L139 239H144V237L142 238V237H140V236H142L143 234V236H145L146 237V235H147V231H146V234L144 233L145 232V230L146 229H148V224H150V221H154L155 220V218L152 216V214L150 215V214H145ZM7 218V219H9V220H7L5 217ZM16 216V217H15ZM18 216V217H17ZM61 216V217H60ZM95 216V217H96ZM147 216H148V218H147ZM11 217V218H10ZM15 219L14 220V225L12 224V223H10L11 221H10V219H13V218ZM20 217V218H19ZM60 217V218H59ZM63 217V218H62ZM66 217V218H65ZM75 217V218H74ZM19 218V219H18ZM22 218V219H21ZM40 218H41V220H40ZM68 218V219H67ZM78 218H80L81 219V221H79L80 219H78ZM83 218H86V219H83ZM24 219V220H23ZM28 219V220H27ZM43 219V220H42ZM58 219V220H57ZM83 219V220H82ZM121 219H123V217L121 218ZM20 220V221H19ZM27 220V221H26ZM34 220L36 221V222H34ZM73 220V221H72ZM74 220H75V222H74ZM187 220H189V222L188 221H186L187 223H184V225L185 226H187L188 225V227H187V232H185L186 234L185 235H187V233H188V235L187 236H189V235H193V239H195L194 240V243H192L193 245H187V244H185L184 246L183 245H181L180 247H179V250H182V249H187L188 248V250H191V251H193L194 249H193V246H198L199 247V250H197V251H193V252H189L188 250H186V251H188L187 253H186V251H184V250H182V251H179L177 254H175L174 256H171V257H169V259L168 258H160V255H159V253L158 254H156L155 252V254H153V253H151L150 254V257L152 258V264H154L155 262V264H170V262L172 263V264H187V261H189L188 262V264H196L197 262H198V264H199V259H200V257H202L203 255H204V253L206 252V249L209 247V249L210 248H214V245H215V248H217V247H223V246H229V245H231V243H233L234 242V239L237 237V236H239L240 235V233L239 234H237L235 231H236V229H234V228H232V229H234V230H229V231H224V232H221V233H219L218 232V235L217 234H212V231L210 232L211 233V235L209 234L208 235V237H203V242H202V240L200 241V239L198 238V234L196 233V228L194 227V224H193V219L191 220L190 218L189 219H187ZM9 221V222H8ZM41 221H45V222H41ZM46 221H48L47 223H46ZM68 221V222H67ZM102 221H103V219H102ZM18 222V223H17ZM23 224H22V223ZM29 222V223H28ZM31 222V223H30ZM39 223V224H34V223ZM41 222V223H40ZM50 222V223H49ZM55 222V223H54ZM61 222H62V224H61ZM78 222V223H77ZM85 222V223H84ZM192 222V223H191ZM8 225H7V224ZM17 223V224H16ZM21 223V224H20ZM44 223H46V224H44ZM50 225H49V224ZM140 223V224H139ZM4 226H3V225ZM6 224V225H5ZM10 224V225H9ZM16 224V225H15ZM19 224V226L22 228H19V229H17L16 230V228H14V226L15 227H17V225ZM32 224H34V226L32 225ZM48 224V225H47ZM53 224V225H52ZM55 224V225H54ZM72 224V228H75L74 230H76L75 232H74V230H70V229H72V228H69L70 227V225ZM73 224H75V225H78V224H80V225H78V226H82V228L81 227H78V226H75V225H73ZM110 224V223H109ZM11 225H13V227L11 226ZM21 225H23V226H21ZM38 225V226H37ZM45 225H47L46 226V228L44 227ZM52 225V226H51ZM57 225V226H56ZM126 225V226H125ZM2 226H3V228H2ZM5 226H7V228L9 229H6V227ZM18 226V227H19ZM32 226V227H31ZM41 226H43V227H41ZM134 226H138L137 227V229H136V227H134ZM5 227V228H4ZM10 227L12 228V229H10ZM17 227V228H18ZM34 227V228H33ZM37 227V228H36ZM39 227H40V229H39ZM49 227V228H50ZM56 227V228H55ZM77 227L79 228L78 230H77ZM29 228V229H28ZM31 228H33V229H31ZM45 228V229H44ZM129 229L128 231H126V229ZM15 229V230H14ZM66 229H69V230H67V231H65ZM134 229V230H133ZM8 230V231H7ZM35 230V231H34ZM38 230V231H37ZM40 230V231H39ZM61 230V231H60ZM132 230V231H131ZM143 230V231H142ZM10 231H12V232H10ZM19 231V232H18ZM21 231H22V233H21ZM78 231V232H77ZM189 231V232H188ZM10 232V233H9ZM17 232V233H16ZM27 234H26V233ZM38 232H39V234H38ZM136 232V233H135ZM192 232V233H191ZM226 232V234H224ZM232 232H234L233 234H231ZM9 233V234H8ZM14 235H13V234ZM20 233V234H19ZM25 233V234H24ZM36 233V234H35ZM134 233V234H133ZM139 233V234H138ZM229 233H230V236H229ZM237 235H236V234ZM6 234H8L7 236H6ZM19 234V235H18ZM29 234V235H28ZM140 234H142V235H140ZM2 235V236H1ZM25 236L26 235V237H22V236ZM34 235V236H33ZM125 235H124V237H125ZM136 235V236H135ZM226 235V236H225ZM234 235H236V237L234 236ZM6 236V237H5ZM11 236H13V237H11ZM19 236H20V238H19ZM8 237L11 239V241L12 242H10V239H8ZM229 238V241H228V238ZM239 237H241V236H239ZM15 238H17V239H15ZM38 238V240L36 241V239ZM134 238V239H133ZM197 238V239H196ZM209 238V239H208ZM214 238V239H213ZM218 240H217V239ZM226 238H227V240H226ZM3 239V240H2ZM5 239V240H4ZM188 239V238H187ZM186 239V240H187ZM205 239V240H204ZM208 239V240H207ZM232 239H233V241H232ZM14 240V241H13ZM215 240V241H214ZM219 240H221V241H219ZM224 240H225V242H227V243H225L224 242ZM8 241V242H7ZM19 241H20V243H22L21 245L23 246L24 244H25V240L23 241L22 239H20V240H18L17 241V243H15L14 245L16 246V248L14 247V245H13V247H14V250H16L17 248L19 249V250H22L23 248H24V246L22 247L21 245H19L18 243H19ZM45 241V240H44ZM198 241V242H197ZM205 241H207V242H205ZM6 242V243H5ZM202 242V243H201ZM213 244H212V243ZM218 242V244H215V243H217ZM219 242H221V243H223L224 242V244H221V243H219ZM5 243V244H4ZM29 242H26V244H25V250L23 249V252L24 251H26V252H28L27 251V249H29L27 246H29V244H28ZM45 243V242H44ZM202 245H201V244ZM16 244H18V245H16ZM198 244V245H197ZM201 246H200V245ZM210 244V245H209ZM1 245V246H2ZM212 245V246H211ZM5 246H3L4 248H2L1 250H3V251H5L6 253H7V251L5 250ZM7 247V248H8ZM20 247H22L21 249H20ZM30 247V246H29ZM82 248V251L83 252H81V250H78V249H81ZM183 247V248H182ZM185 247V248H184ZM6 248V249H7ZM86 249V247H84V246H79L78 248L77 247H73V248H71L70 249V252H68L67 250L65 251V252H63V254L65 255V257H66V255H68L67 256V258L68 257H70V256H74L73 258L75 259V258H78V261H77V259L76 260H74V259H72L71 257H70V260L72 259V260H74L77 264H78V262H79V256H77L76 255V253L77 254H80V256L81 257H83V258H81V259H83L82 261H81V264L83 263V261L84 260H86L88 257H89V255H91V254H93L94 253V255H95V253L97 252V251H99L100 249H98V248H95V249H97V251L96 252H94L95 250H91L90 248H87L86 250L87 251H89V249H90V251L87 253V252H85L84 251V249ZM192 248V249H191ZM31 249V248H30ZM30 249H29V253H20V252H22V251H18V250H16L17 252H15V255L16 256H18V254H19V256H21V260L23 261H26L27 259V261L26 262H22V264H30L31 262H33L32 264H36L38 261H41L42 263H44L45 264V262L47 261H51L50 262V264L52 263V260L54 261V258L52 259H50V258H48V257H46V258H43V257H39V258H41V259H37V258H34L32 261H30L32 258L31 257H27V254H29L30 256H32L31 254H30ZM205 249V250H204ZM78 250V251H77ZM71 251H74L73 253L71 252ZM84 253L85 254V256L87 257H85L84 255L82 256V254L80 253ZM93 253H92V252ZM200 251H201V253H200ZM205 251V252H204ZM0 252H2V251H0ZM4 252V254H5V256L3 255V256H1L0 255V258L2 257L3 258V260H1L0 259V264H2L4 261H6V263H3V264H9V262L11 261V262H15L16 263V260H14V259H11V256H12V254H11V256H10V254H8L7 253V255H6V253ZM19 252V253H18ZM62 252V251H61ZM67 252V253H66ZM79 252V253H78ZM91 252V254H89ZM182 254H181V253ZM66 253V254H65ZM69 253H72V254H69ZM86 253H87V255H86ZM190 253V254H189ZM229 253V252H228ZM230 253L232 254L233 252L232 251H230ZM229 253V254H230ZM22 254V255H21ZM75 254V255H74ZM178 254H180V255H178ZM24 255H25V257H24ZM28 255V256H29ZM57 255H59V254H57ZM157 255H158V257H157ZM183 255V256H182ZM199 255V256H198ZM232 255H234V254H232ZM10 258H9V257ZM60 256V255H59ZM58 256V257H59ZM75 256H77V257H75ZM5 257V258H4ZM9 259V261H8V259ZM52 257H55V256H52ZM174 257V258H173ZM180 257V258H179ZM25 258H27L26 260H25ZM31 258V259H30ZM86 258V259H85ZM155 258H157V260L155 259ZM159 258V259H158ZM7 259V260H6ZM16 259V258H15ZM45 259H46V261H45ZM168 259V260H167ZM173 260V261H171V260ZM198 259V261H196V260ZM154 260H156V261H154ZM159 260V261H158ZM163 260H165V261H163ZM170 260V261H169ZM175 260V261H174ZM29 261V262H28ZM72 262V263H74L75 264V262ZM158 261V262H157ZM162 261V262H161ZM194 261V262H193ZM229 261V260H228ZM227 260H225V261H223V264L225 263V264H230V261L228 262ZM2 262V263H1ZM8 262V263H7ZM13 262V263H14ZM36 262V263H35ZM41 262H39V263H37V264H40ZM46 262V263H47ZM227 262V263H226ZM14 263V264H15ZM41 263V264H42ZM54 263H55V261H54ZM53 263V264H54ZM80 263V262H79ZM47 264H49V262L47 263Z\"/></svg>",
	"mask_w": 264,
	"mask_h": 264
}]
</instances>
